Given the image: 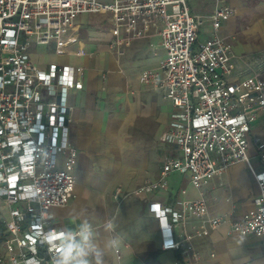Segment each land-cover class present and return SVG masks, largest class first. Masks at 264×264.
<instances>
[{
    "label": "built area",
    "instance_id": "obj_1",
    "mask_svg": "<svg viewBox=\"0 0 264 264\" xmlns=\"http://www.w3.org/2000/svg\"><path fill=\"white\" fill-rule=\"evenodd\" d=\"M109 10L112 32L119 41L145 35L160 20L165 56L157 69H144L142 82L162 88L174 110L160 140L177 154L164 157L159 177L133 190H114L122 200L166 188L173 171L188 173L201 187L228 167L245 161L258 185L254 207L231 223V230L264 238V169L251 163L248 136L264 115V75L232 76L231 44L220 34L234 7L216 0L211 30L199 40L203 23L187 0H0V196L9 219L0 233V264H57L66 240L77 232L50 226L49 209L64 206L75 188L77 148L69 141V92L83 88L84 67L50 62L35 64L29 47L49 44L75 24L81 12ZM141 23V26L139 25ZM264 161V142L254 137ZM159 219L163 249L192 250V240L222 221L209 216L205 198L179 200L175 205L149 202ZM192 216L201 218L186 229ZM174 264H189L177 260Z\"/></svg>",
    "mask_w": 264,
    "mask_h": 264
},
{
    "label": "crops",
    "instance_id": "obj_2",
    "mask_svg": "<svg viewBox=\"0 0 264 264\" xmlns=\"http://www.w3.org/2000/svg\"><path fill=\"white\" fill-rule=\"evenodd\" d=\"M187 1L192 14L202 18V25L206 23L209 34L216 0ZM90 13L110 14L109 28L100 30L90 17L83 16ZM113 26L109 10L81 12L75 24L64 31H76L82 48L74 45V51L59 50L60 35L49 44L32 42L29 47L35 64L34 47L43 45L56 53L39 66L57 62L84 67L83 88L71 90L68 96L69 141L77 148L74 194L66 205L49 209L50 226L79 233L82 224H89L92 238L102 248L117 240L116 247L107 249L104 264H174L177 260L189 264H264V238L231 230V223L254 207L258 194L257 182L245 161L231 164L201 187L191 182L188 173L176 170L168 174L166 188L122 200L114 198L118 187L133 190L147 179H157L164 157L177 154V150L160 140L174 110L171 100L162 88L141 80L142 71L157 69L165 56L159 33L162 22H152L145 35L128 40L130 31L123 26L114 47L111 44L117 37ZM220 34L231 44L234 78L264 75V22L239 26L237 14H233L223 22ZM255 136L264 142L262 114L248 136L251 163L261 170L264 161L257 154ZM199 197L205 198L208 215L219 216L222 221L208 234L194 237L192 250L163 249L161 224L149 209V202L175 205L179 200ZM1 205L6 207L5 213ZM8 219V206L0 196V224L4 228ZM109 221L115 225L114 231L106 230ZM200 221L198 216L190 217L186 229L192 231Z\"/></svg>",
    "mask_w": 264,
    "mask_h": 264
},
{
    "label": "rangeland",
    "instance_id": "obj_3",
    "mask_svg": "<svg viewBox=\"0 0 264 264\" xmlns=\"http://www.w3.org/2000/svg\"><path fill=\"white\" fill-rule=\"evenodd\" d=\"M102 2H112L113 0H99ZM228 1H236L238 5H234V14H237V24L239 26H249L252 25L255 21H262L264 22V0H228ZM85 18H91L98 29L104 30L109 28L110 25V14H86L83 15ZM206 23L201 25L199 31V40L203 41L208 36L206 32ZM81 36V35H80ZM78 34L76 31H68L65 33L63 30L58 38V48L63 52H71L73 50V46L75 45L76 48L83 47V41L77 40ZM34 53L32 56L37 64H42L44 62L50 61L53 57H56V53L53 49L49 47H45L43 45L38 46L37 48L34 47ZM1 210L3 213L6 212V207L1 205Z\"/></svg>",
    "mask_w": 264,
    "mask_h": 264
},
{
    "label": "clouds",
    "instance_id": "obj_4",
    "mask_svg": "<svg viewBox=\"0 0 264 264\" xmlns=\"http://www.w3.org/2000/svg\"><path fill=\"white\" fill-rule=\"evenodd\" d=\"M105 228L107 231H114L115 225L109 221ZM77 236H73L61 248L57 264H104V256L109 247H116L118 241L110 240L104 248L92 237L91 226L82 224ZM71 249V251H69Z\"/></svg>",
    "mask_w": 264,
    "mask_h": 264
},
{
    "label": "trees",
    "instance_id": "obj_5",
    "mask_svg": "<svg viewBox=\"0 0 264 264\" xmlns=\"http://www.w3.org/2000/svg\"><path fill=\"white\" fill-rule=\"evenodd\" d=\"M3 228H4V225L0 224V232L2 231Z\"/></svg>",
    "mask_w": 264,
    "mask_h": 264
}]
</instances>
